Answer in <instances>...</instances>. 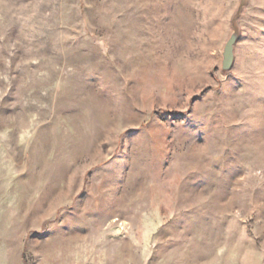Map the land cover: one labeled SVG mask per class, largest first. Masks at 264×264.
Masks as SVG:
<instances>
[{
    "label": "rangeland",
    "instance_id": "rangeland-1",
    "mask_svg": "<svg viewBox=\"0 0 264 264\" xmlns=\"http://www.w3.org/2000/svg\"><path fill=\"white\" fill-rule=\"evenodd\" d=\"M0 264H264V0H0Z\"/></svg>",
    "mask_w": 264,
    "mask_h": 264
},
{
    "label": "water",
    "instance_id": "water-1",
    "mask_svg": "<svg viewBox=\"0 0 264 264\" xmlns=\"http://www.w3.org/2000/svg\"><path fill=\"white\" fill-rule=\"evenodd\" d=\"M242 8V3L239 6V9L235 13L233 20H232V26L233 31L227 41L225 42L223 52H222V70L227 72L229 71L235 62V46L237 43V40L239 38V32H238V26H237V18L240 15V11Z\"/></svg>",
    "mask_w": 264,
    "mask_h": 264
}]
</instances>
